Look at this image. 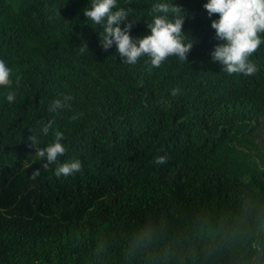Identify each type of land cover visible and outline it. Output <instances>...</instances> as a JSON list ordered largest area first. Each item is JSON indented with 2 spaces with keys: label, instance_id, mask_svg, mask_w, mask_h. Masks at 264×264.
Listing matches in <instances>:
<instances>
[{
  "label": "trees",
  "instance_id": "obj_1",
  "mask_svg": "<svg viewBox=\"0 0 264 264\" xmlns=\"http://www.w3.org/2000/svg\"><path fill=\"white\" fill-rule=\"evenodd\" d=\"M91 2L0 0L13 81L0 86V264H264V43L255 75L228 74L211 59L225 41L207 0H116L113 11L131 9V37L150 35L152 6L167 2L193 41L185 63L129 65L101 47ZM65 96L69 110L48 111ZM54 130L61 162L79 159L80 172L41 168L35 149Z\"/></svg>",
  "mask_w": 264,
  "mask_h": 264
},
{
  "label": "clouds",
  "instance_id": "obj_2",
  "mask_svg": "<svg viewBox=\"0 0 264 264\" xmlns=\"http://www.w3.org/2000/svg\"><path fill=\"white\" fill-rule=\"evenodd\" d=\"M116 8V0H92L90 10L83 14L93 24L102 28L99 32L100 45L108 50L115 44L123 63L134 65L141 57L147 56L152 67H160L170 56H176L180 61L186 62L187 55L193 47V41L182 32L185 15L180 6L172 3L162 2L152 6V18L147 28L150 35L142 38L130 36V30L134 22L128 19L131 9ZM203 8L209 18L218 14V19L211 22V28L215 30L217 40L225 41L214 47L211 53L213 62L222 66V71L228 74H243L245 76L255 75L258 71L256 63L250 57L258 47L264 43L261 33H264V0H207ZM127 21V22H126ZM123 28H121V23ZM81 53L87 52L86 45L82 43ZM12 70L0 60V86L11 87L13 81L10 79ZM20 78L16 83L19 85ZM179 89H173L172 96H176ZM8 102L15 99V93L9 92L6 96ZM71 96H65L63 100H53L48 111L56 113L58 110H69L71 108ZM83 113H75L70 120L80 119ZM53 121L44 124L42 132L47 135L53 126ZM54 139L46 147L36 148L35 156L46 160L41 165L44 171L50 170L55 165L54 175L56 177H69L82 170L79 159H69L61 162L60 158L67 153V147L61 143L64 133L53 131ZM28 141L32 147L36 143L35 136H29ZM157 165L167 163V156L154 158ZM41 174V169L32 171L30 179L35 180Z\"/></svg>",
  "mask_w": 264,
  "mask_h": 264
}]
</instances>
